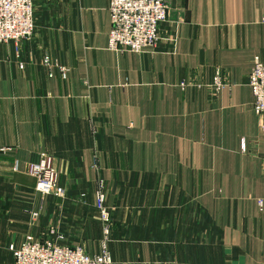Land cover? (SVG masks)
Listing matches in <instances>:
<instances>
[{"label": "crops", "instance_id": "0c3cea01", "mask_svg": "<svg viewBox=\"0 0 264 264\" xmlns=\"http://www.w3.org/2000/svg\"><path fill=\"white\" fill-rule=\"evenodd\" d=\"M33 2L34 32L0 42V264L52 226L101 249L95 155L114 264H264V112L249 84L264 0H169L140 52L108 48L109 0ZM45 52L67 77L48 74ZM43 151L64 195L35 188L27 167Z\"/></svg>", "mask_w": 264, "mask_h": 264}, {"label": "built area", "instance_id": "2783aa9c", "mask_svg": "<svg viewBox=\"0 0 264 264\" xmlns=\"http://www.w3.org/2000/svg\"><path fill=\"white\" fill-rule=\"evenodd\" d=\"M109 12L111 27L108 48L140 52L157 45L160 25L169 17V0H109ZM34 13L33 0H0V42L19 43L22 38L30 36L36 26ZM42 62L50 76H54L56 70H59L62 77H67L68 66L55 59L50 52L44 53ZM20 66L23 67L24 63L20 62ZM180 83L186 85L185 81ZM249 84L255 96V110L264 112V59L260 55L253 58ZM212 85L216 89L223 86L219 70L216 71ZM97 156L95 155L93 163L97 170L94 198L103 222L101 249L90 253L81 244L60 242L61 234L52 226L45 237L28 232L19 245L11 244L14 254L12 264H114L112 253L106 245L112 218L106 202V181L100 173L101 165ZM14 168H18V161ZM27 170L36 178L37 191L42 194L64 195V189L59 186V170L52 154L41 152L39 160L30 162ZM259 204L262 207V199H259ZM32 215L36 217L37 211H33Z\"/></svg>", "mask_w": 264, "mask_h": 264}, {"label": "rangeland", "instance_id": "374dc122", "mask_svg": "<svg viewBox=\"0 0 264 264\" xmlns=\"http://www.w3.org/2000/svg\"><path fill=\"white\" fill-rule=\"evenodd\" d=\"M60 186V185H59Z\"/></svg>", "mask_w": 264, "mask_h": 264}]
</instances>
